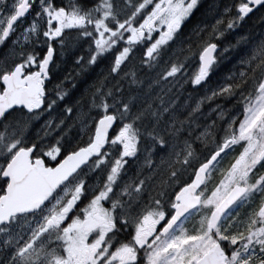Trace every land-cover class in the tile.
Listing matches in <instances>:
<instances>
[{
  "label": "snow or ice",
  "instance_id": "1",
  "mask_svg": "<svg viewBox=\"0 0 264 264\" xmlns=\"http://www.w3.org/2000/svg\"><path fill=\"white\" fill-rule=\"evenodd\" d=\"M0 264H264V0H0Z\"/></svg>",
  "mask_w": 264,
  "mask_h": 264
},
{
  "label": "trees",
  "instance_id": "2",
  "mask_svg": "<svg viewBox=\"0 0 264 264\" xmlns=\"http://www.w3.org/2000/svg\"><path fill=\"white\" fill-rule=\"evenodd\" d=\"M198 15H199V13H197V16H198ZM195 19H196V16H194V17L192 18V20L189 21V25H188L189 27L191 26L192 22L195 21ZM72 34H73V33H72ZM73 35H74V34H73ZM176 55H177L179 58H181V59L183 58V53L177 52ZM217 75H221V73L219 72ZM214 79H215V77H214Z\"/></svg>",
  "mask_w": 264,
  "mask_h": 264
},
{
  "label": "rangeland",
  "instance_id": "3",
  "mask_svg": "<svg viewBox=\"0 0 264 264\" xmlns=\"http://www.w3.org/2000/svg\"><path fill=\"white\" fill-rule=\"evenodd\" d=\"M225 64H226V63H225ZM225 64H224L223 66H221L218 70L222 69V68L225 66ZM236 151L238 152V151H239V148H237ZM232 155H233V153H230V154H229V157H228L227 159H230ZM243 210H244V209H240V211H243Z\"/></svg>",
  "mask_w": 264,
  "mask_h": 264
}]
</instances>
